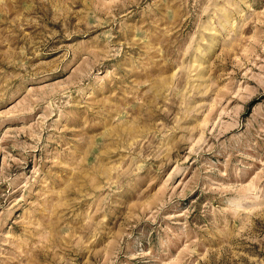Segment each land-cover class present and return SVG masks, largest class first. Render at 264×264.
I'll use <instances>...</instances> for the list:
<instances>
[{
  "label": "rangeland",
  "instance_id": "rangeland-1",
  "mask_svg": "<svg viewBox=\"0 0 264 264\" xmlns=\"http://www.w3.org/2000/svg\"><path fill=\"white\" fill-rule=\"evenodd\" d=\"M0 264H264V0H0Z\"/></svg>",
  "mask_w": 264,
  "mask_h": 264
}]
</instances>
